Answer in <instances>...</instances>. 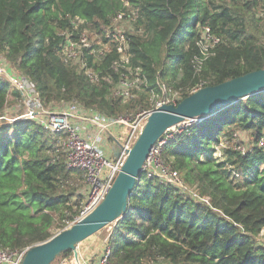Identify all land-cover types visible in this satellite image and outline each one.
Instances as JSON below:
<instances>
[{
	"label": "trees",
	"instance_id": "1",
	"mask_svg": "<svg viewBox=\"0 0 264 264\" xmlns=\"http://www.w3.org/2000/svg\"><path fill=\"white\" fill-rule=\"evenodd\" d=\"M219 1L0 0V55L34 84L43 106L74 101L107 118H133L150 109L162 87L180 92L182 100L199 85L264 68V0ZM121 12L133 22V34H125L131 64L146 79L129 100L112 96L120 78L114 49L102 60L87 56L86 67L98 75L95 84L59 58L60 33L73 32L70 19L86 21L98 34ZM205 29L220 42L197 71ZM9 99L16 103L20 94L9 92L0 76V116ZM239 134L251 144L244 155L236 150L245 145ZM61 137L32 120L0 122L1 250L42 243L77 216L83 173L66 167L56 145ZM161 159L209 205L143 172L128 210L108 227L109 262L264 264V245L257 241L264 229V91L183 127L164 145Z\"/></svg>",
	"mask_w": 264,
	"mask_h": 264
},
{
	"label": "built area",
	"instance_id": "2",
	"mask_svg": "<svg viewBox=\"0 0 264 264\" xmlns=\"http://www.w3.org/2000/svg\"><path fill=\"white\" fill-rule=\"evenodd\" d=\"M123 1L127 5L125 0ZM125 20L131 21L132 19L130 15L126 17L125 13H118L109 26L101 27L100 32L96 34L90 33L86 27V21L76 17L70 19L73 32L63 31L60 33V36L64 38V43L59 51V58L65 66L82 72L91 83L95 84L98 82V75L86 67L87 56L102 60L114 49L118 59L112 65L113 69L119 73L120 78L113 88L112 96L129 100L146 85V79L141 74V69L131 64L130 38L116 27L117 23ZM91 36L96 39L90 40ZM219 42L220 39L212 36L208 29L204 30L197 43L200 56L194 59L197 71L202 62L213 53L212 50ZM0 76H3L1 71ZM5 77L10 88L19 92L20 102L25 107V113L18 120L35 121L50 134L62 135L56 145L65 156L66 167L83 173V186L79 192L83 198L82 205L79 213L66 229L87 216L103 200L121 170L126 153L137 139L149 113L162 104L175 105L181 98L180 92L162 87L160 95L151 97L150 109L142 111L136 121H134L135 118L132 119L133 121L123 117L107 118L97 112L86 110L79 104H63L57 106L58 110L51 113L44 109L32 82L19 76L8 77L5 75ZM200 88L201 85L191 90L190 94ZM192 123L185 122L169 129L155 144L143 165V172L147 178H156L177 190L180 189L181 192L186 191L180 174L162 161L161 152L174 134L179 133L183 127ZM119 126L126 128L125 133L116 129ZM107 138L112 140V144L108 148H106ZM116 142L119 143V147ZM261 144L262 141L258 145ZM250 148L251 144L247 143L244 146H237L236 150L244 155ZM114 150L118 151L117 157L113 155ZM214 156L220 157L218 149ZM190 199L199 204L209 205V198L201 197L199 194H194ZM27 249L15 251L0 249V264H21ZM99 264H111L108 260V251Z\"/></svg>",
	"mask_w": 264,
	"mask_h": 264
},
{
	"label": "water",
	"instance_id": "3",
	"mask_svg": "<svg viewBox=\"0 0 264 264\" xmlns=\"http://www.w3.org/2000/svg\"><path fill=\"white\" fill-rule=\"evenodd\" d=\"M264 91V68L202 87L177 104H162L152 110L103 200L84 218L48 240L27 249L21 264H51L70 251L78 260L77 246L101 230L119 221L129 206V199L143 174V165L155 144L166 131L185 122L209 117L234 102ZM117 147L119 143L116 142ZM113 155L118 156L114 150Z\"/></svg>",
	"mask_w": 264,
	"mask_h": 264
},
{
	"label": "rangeland",
	"instance_id": "4",
	"mask_svg": "<svg viewBox=\"0 0 264 264\" xmlns=\"http://www.w3.org/2000/svg\"><path fill=\"white\" fill-rule=\"evenodd\" d=\"M221 1H225V0H221ZM218 3H220L219 0H217ZM116 27L123 32L124 34H129L132 35L133 34V22L132 21H122L116 24ZM262 31L264 32V25L262 26ZM129 38V37H128ZM96 39V37L91 36L90 40H94ZM0 71H1V77H18V73L11 68L5 61V59H3V57L0 55ZM22 77V76H19ZM12 91V88H10L9 86V92ZM160 99V98H159ZM9 103L7 104L5 110L2 113V116H0V122L1 121H5L7 123H12L13 121L18 120L24 113H25V107L23 105V103L19 101H17L16 103L11 102L12 99H9ZM63 104H78L77 102L74 101H70V102H61V103H55V104H50L47 106H44V109L46 110V112H55L57 111V106H61ZM142 112V111H141ZM141 112L137 113V115H135L133 118H130V116L128 117V119H134V121L138 120L139 117H137ZM133 121V120H132ZM123 127V128H122ZM117 130H120L121 132L125 133L126 128L124 126H119L116 127ZM115 135L117 133H114ZM240 139L244 142V144L249 143L247 137L244 134H239ZM112 144V140L111 138H107V147L108 148L110 145ZM219 149V148H217ZM181 177V176H180ZM181 181L184 185V187H186V191L181 192L180 189L179 192L181 195L185 196V197H192L194 194H198V190L196 188V186H191L189 185L186 181H184V179L181 177ZM81 189V188H80ZM80 190L78 191L79 194ZM80 195V194H79ZM81 196V195H80ZM83 200V198H82ZM82 200L80 202V206L78 208V213L80 210V207L82 205ZM71 221H67L65 223V226L63 229H53L52 231V235H55L57 233H59L60 231L66 229V227L68 226V224ZM109 228L107 227V229H103L100 232H98L97 234L93 235L92 237L88 238L87 240H85L84 242L80 243L77 246V252H78V260L76 261L73 257V253L72 255L69 256H65V257H58L56 258L51 264H99L100 260L102 259V257L105 255L106 251H107V233H108ZM257 241L260 245H264V229L261 231V233L259 234V237L257 238Z\"/></svg>",
	"mask_w": 264,
	"mask_h": 264
}]
</instances>
